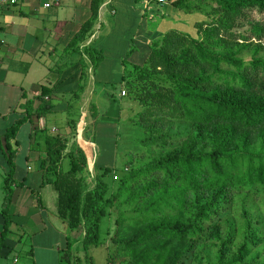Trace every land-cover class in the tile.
<instances>
[{
  "label": "trees",
  "instance_id": "trees-1",
  "mask_svg": "<svg viewBox=\"0 0 264 264\" xmlns=\"http://www.w3.org/2000/svg\"><path fill=\"white\" fill-rule=\"evenodd\" d=\"M102 2L93 0V14L82 26L81 36L93 26ZM173 3L206 16L196 23L198 37L168 31L154 40L143 66H134L122 78L143 107L136 123L149 160L145 156L139 163L128 160L127 170L122 168L119 176L116 169L96 165L97 185L89 189L91 145L77 140L68 148L67 138L49 135L41 165L44 177L57 192L59 216L71 231L84 233L82 245L87 253L92 247L105 246L101 225L114 214L111 238L128 264H181L209 240L208 232L220 244L217 264H257L248 258L262 235L249 232L248 223L244 242L231 254L236 234L222 237L220 216L238 195L264 196V20L251 17L252 12L264 14V0ZM87 51L92 52L97 69L102 51ZM246 52L252 56L244 57ZM132 75L135 79L129 80ZM83 90L71 97L70 112L71 102L80 100ZM46 96L43 90L36 110L34 101L28 100L22 105L26 115L0 133L10 167L6 191L16 171L18 132L27 121L34 124L35 132L40 131L35 119L46 117L53 108ZM171 119L179 121L181 128L174 130ZM75 120H69L71 133ZM65 157L70 161L68 170L62 169ZM4 216L0 248L12 225L8 210ZM71 259L70 248L61 264H70Z\"/></svg>",
  "mask_w": 264,
  "mask_h": 264
},
{
  "label": "crops",
  "instance_id": "crops-1",
  "mask_svg": "<svg viewBox=\"0 0 264 264\" xmlns=\"http://www.w3.org/2000/svg\"><path fill=\"white\" fill-rule=\"evenodd\" d=\"M118 1L122 0H103L97 19L84 36L80 32L92 17L93 0H17L14 5L0 7V133L26 115L22 105L28 100L34 101L36 110L43 90L48 93L45 100L53 104L46 117L35 119L39 132L34 131L30 121L19 130L16 171L9 191L5 179L10 167L0 144V238L5 226L4 212L8 210L12 218L9 234L0 248V264H61L70 248V264H82L83 260L94 264V255L89 254L92 248L88 253L80 251L84 233L81 237L72 235L59 216L57 192L46 181L41 165L49 135L67 138L68 148L77 140L92 144L84 137L85 125L92 100L97 105L99 102L97 69L92 52L87 50L99 49L105 57L107 34H112L114 27L110 26L118 15ZM81 88V99L71 102L70 112V99ZM83 99L84 118L79 135L73 138L69 120L75 117L74 113H81ZM69 168V158L65 157L62 169ZM89 172L93 178V161ZM109 259L106 264H110Z\"/></svg>",
  "mask_w": 264,
  "mask_h": 264
},
{
  "label": "rangeland",
  "instance_id": "rangeland-1",
  "mask_svg": "<svg viewBox=\"0 0 264 264\" xmlns=\"http://www.w3.org/2000/svg\"><path fill=\"white\" fill-rule=\"evenodd\" d=\"M122 1L117 2L119 6L116 4L119 8L118 15L112 19L114 21L110 26L114 27L112 34H107L105 43L107 53L95 73L98 89L96 98L99 105L92 100L93 105L91 104L90 115L85 125L84 137L92 141L90 151L94 164V177L91 178L88 163L86 183L89 189H94L97 185L96 165L116 169L115 174L119 176L122 175L120 173L122 168L125 167L127 170L128 160L134 158L135 162L139 163L142 156H145L146 161L149 160V157H146L150 155L148 149L142 147L139 142L142 129L136 123L143 107L132 98L127 82L122 81L123 76L134 66H143L152 51L154 40L161 38L172 29L196 38L198 37L196 23L207 19L199 11L189 13L181 10L174 5L175 0H167L163 4L148 0ZM132 4L134 8L128 7ZM251 17L264 20V14L258 12H252ZM253 41L258 43L256 39ZM251 56V52L244 54L246 58ZM135 75L129 80H134ZM84 99L87 100V97ZM84 99L81 103L83 104L81 113L75 116L73 138L79 135L84 118ZM169 122L174 130L181 128L179 121L171 119ZM117 181L119 180H114L115 186ZM226 206V211L220 216V225L223 238L231 232L236 234L231 254L237 252L250 227L249 232L258 231L257 233L262 237L261 242L252 245L253 250L248 261L264 264V196H250L248 193H243ZM115 217L111 214L102 222L101 234L105 246L92 247L93 251L89 254L93 253L94 264H106L108 257L110 264H128L118 255V248L111 238L116 228ZM70 232L72 235L75 233L79 237L82 236L81 229ZM209 235L208 232L209 240L206 239L198 248L191 251L181 264H217L216 254L220 244ZM80 248V251L84 250L82 246ZM82 264H85V260Z\"/></svg>",
  "mask_w": 264,
  "mask_h": 264
},
{
  "label": "built area",
  "instance_id": "built-area-1",
  "mask_svg": "<svg viewBox=\"0 0 264 264\" xmlns=\"http://www.w3.org/2000/svg\"><path fill=\"white\" fill-rule=\"evenodd\" d=\"M149 2H157L159 4H163L165 3L167 0H148ZM15 3H17V0H0V7L2 6H8V5H14ZM46 7H48V5H46ZM2 50V46H1V39H0V51ZM123 94H125V92H123ZM114 179H118V176L115 175Z\"/></svg>",
  "mask_w": 264,
  "mask_h": 264
}]
</instances>
